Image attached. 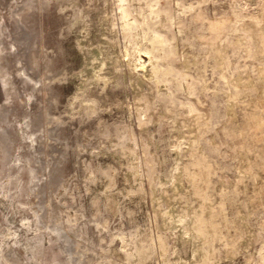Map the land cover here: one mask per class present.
I'll return each instance as SVG.
<instances>
[{"label":"rangeland","instance_id":"obj_1","mask_svg":"<svg viewBox=\"0 0 264 264\" xmlns=\"http://www.w3.org/2000/svg\"><path fill=\"white\" fill-rule=\"evenodd\" d=\"M158 1L189 70L152 83L146 117L119 0H0V264H264V0ZM168 203L206 206L203 238L166 223Z\"/></svg>","mask_w":264,"mask_h":264},{"label":"bare ground","instance_id":"obj_2","mask_svg":"<svg viewBox=\"0 0 264 264\" xmlns=\"http://www.w3.org/2000/svg\"><path fill=\"white\" fill-rule=\"evenodd\" d=\"M135 1H138V0H119V8L118 10L120 9L121 10V19L123 21V30H124V33L126 35V37L128 38L127 41H129V45H126V52L124 54L125 58H126V63H127V66L129 68V72H130V75H131V79H132V82H133V86L135 88V107L134 109L138 108L139 109H142V115L143 116H150L149 115V112L153 109H151V106L152 104L154 103V100H155V92L152 88V83L155 81L156 82V85H157V88H160L161 84L163 81H165V76L171 74L172 72H174L175 70H178L179 72H183L185 75L187 74V69H188V63L187 61H181L180 62V65H179V68H177L178 64L176 63V57L177 55L179 54V51H178V48L177 46L175 45V37L173 35H170L168 33H164L162 32V28L164 27V23L163 22H166L165 21H162V17L163 15H165V17L168 15V11L165 9L163 10L160 5H159V1L158 0H153L151 2L148 1L146 2L147 3V9H148V13L147 15L143 16V11L144 10V6H141L139 7V9L135 6ZM141 0H139L138 2H140ZM247 3V2H246ZM245 4V3H244ZM243 4V5H244ZM163 6V5H162ZM247 6H248V3H247ZM165 7V6H164ZM250 7V6H248ZM146 8V7H145ZM247 7L245 6V9ZM252 9V8H250ZM250 11V10H249ZM248 11V12H249ZM253 11V10H252ZM255 11V10H254ZM198 12V11H197ZM246 13V12H245ZM146 14V13H145ZM199 14V13H198ZM205 15V14H204ZM256 15V14H255ZM143 16V17H142ZM206 16V15H205ZM257 17V16H256ZM264 18V17H262ZM208 19V17H207ZM217 20V19H216ZM225 20V19H223ZM253 20V19H252ZM208 21H211L210 19ZM235 21V20H234ZM233 23V22H232ZM145 24H147V28H145ZM225 24V23H224ZM223 24V25H224ZM260 25V24H259ZM258 25V26H259ZM209 26V25H208ZM166 27V26H165ZM164 27V28H165ZM263 27V26H262ZM215 28V26L212 24V29ZM217 28V27H216ZM142 31H141V30ZM139 30L141 31V33L143 32V35L142 37L144 38V40H146L147 42L150 43V46L147 45V43H140L139 41H137V36L139 35ZM217 30V29H216ZM249 30V29H248ZM264 31V28L262 29ZM252 31V30H251ZM261 31V29H260ZM220 32V31H219ZM212 33V32H211ZM200 35V34H199ZM203 36V35H202ZM207 36V35H206ZM260 36V35H259ZM140 37V36H139ZM220 37V36H219ZM231 37V36H230ZM228 38V36H227ZM262 38V37H260ZM134 40H136L134 42ZM143 40V39H142ZM211 40V39H210ZM222 40V39H221ZM231 40V39H230ZM229 40V41H230ZM237 40H240L237 38ZM179 41V40H178ZM246 42V40H244ZM210 42V41H209ZM231 42V41H230ZM235 43V41H234ZM218 44V43H217ZM263 44V43H262ZM186 46V45H185ZM212 46V45H211ZM216 46V45H215ZM214 46V47H215ZM223 46V45H222ZM213 47V46H212ZM213 47V48H214ZM221 47V46H220ZM219 47V48H220ZM217 50L219 49L218 47H216ZM247 48V47H246ZM215 49V48H214ZM223 49V48H222ZM159 50H161V52H159ZM188 50V49H187ZM220 52V50H219ZM225 52V51H224ZM95 53V52H94ZM97 53V52H96ZM205 53V52H204ZM227 53V52H226ZM97 55V54H96ZM119 56V55H118ZM192 56V55H191ZM147 57V58H146ZM186 58V57H185ZM97 59V58H96ZM120 60V59H119ZM219 60V58H218ZM197 61H200L197 59ZM260 61V60H259ZM193 62V61H192ZM207 62V61H206ZM256 62V61H255ZM112 64H115L114 62H111ZM204 63V62H203ZM222 63V61L220 62ZM257 63V62H256ZM218 64V63H217ZM205 65V64H204ZM217 66V65H216ZM227 66V65H226ZM116 69H119L118 67L115 66ZM189 70V69H188ZM175 73V72H174ZM189 74V72H188ZM193 74V73H191ZM259 74L262 75L264 77V69H260L259 70ZM173 75V74H171ZM226 75V74H225ZM93 76H95V78L98 80H105L107 82V80L109 79L108 78V75H105L101 72H96ZM183 76V75H182ZM190 76V75H189ZM194 76V75H193ZM88 77V76H87ZM240 78V77H239ZM84 79V78H83ZM185 79H186V76H185ZM198 79V78H197ZM237 80V79H235ZM186 81V80H185ZM189 81V80H187ZM201 81V80H200ZM237 84L239 85V81L237 82ZM151 86V87H150ZM233 86V85H232ZM147 88H149L150 90L147 91ZM241 88V86H240ZM263 91V90H261ZM165 92V91H164ZM163 92V93H164ZM167 95V94H165ZM167 97V96H165ZM169 97V96H168ZM171 97V95H170ZM169 97V98H170ZM201 99V98H200ZM263 99V98H262ZM165 100V99H164ZM167 100V99H166ZM191 100V99H190ZM202 100V99H201ZM84 101L87 102V105H88V108L91 109V108H94L96 107V104H97V99L96 97H86L84 99ZM193 101V100H192ZM204 101V100H203ZM237 102V101H236ZM171 103V102H170ZM167 104V103H166ZM169 104V103H168ZM258 104V103H257ZM156 105V104H155ZM159 105V104H158ZM170 105V104H169ZM173 105V104H172ZM125 106V105H124ZM168 106V105H167ZM174 106V105H173ZM157 109L160 108L158 106H156ZM188 114L190 116V118L193 120V134L197 135L198 134V129H199V126L201 125L200 123V119L202 117V114L204 113H207L205 111V108L207 107L204 103H202L201 101H197V102H190L188 104ZM229 107L231 108V106L229 105ZM132 109V107H131ZM168 110V109H167ZM171 110V108L169 109ZM179 111V109H177ZM208 112L210 109H207ZM235 110V109H234ZM234 110H232V113L234 114L235 112H233ZM157 111V110H155ZM159 111V110H158ZM174 112V111H173ZM152 115L154 112H151ZM156 113V112H155ZM154 113V114H155ZM159 113V112H158ZM171 114V112H167V114ZM141 114V113H140ZM160 114V113H159ZM158 116H161V115H158ZM158 116L156 118H158ZM173 117V116H172ZM182 117V116H180ZM152 118V116H151ZM161 118V117H159ZM206 119V118H205ZM141 120V119H140ZM158 120V119H156ZM160 120V119H159ZM142 123V122H141ZM190 124V123H189ZM147 126V125H146ZM179 137V136H178ZM197 137V136H196ZM191 139V138H190ZM198 140V139H197ZM189 145H187L188 147ZM189 149V148H188ZM192 149V148H191ZM190 149V150H191ZM201 151V150H200ZM246 151V150H245ZM199 152V150H198ZM195 153V152H194ZM247 153V152H245ZM196 155V154H195ZM249 155V153L247 154ZM242 156V154H241ZM244 156V155H243ZM243 156H242V159H243ZM246 156V155H245ZM244 156V158H245ZM203 157V156H202ZM252 157V155H251ZM250 157V158H251ZM198 159V158H197ZM207 160V158H205ZM252 159V158H251ZM202 160V158H201ZM205 160V161H206ZM244 160V159H243ZM198 161V160H197ZM241 163V162H240ZM180 164V163H179ZM181 164H182V161H181ZM200 164V162H199ZM198 164V165H199ZM245 164V163H243ZM197 165V164H196ZM247 165V164H246ZM200 166V165H199ZM251 166V164H250ZM258 167V166H257ZM179 168V167H178ZM202 168V167H201ZM259 168V167H258ZM257 168V169H258ZM248 169V168H247ZM256 169V168H255ZM203 170V169H202ZM208 170V169H207ZM186 171V170H185ZM240 171H243V170H240ZM251 171L248 170L247 173ZM254 171V170H253ZM246 172V171H245ZM258 172V170H257ZM238 173H239V170H238ZM246 174V173H245ZM261 174V173H260ZM239 175L241 176L242 174L239 173ZM247 175V174H246ZM249 175V174H248ZM247 175V176H248ZM180 176V175H179ZM177 177L175 179L177 180H182L180 179V177ZM244 176V175H243ZM174 177V176H173ZM246 177V176H245ZM249 177V176H248ZM178 181V182H179ZM183 181V180H182ZM195 181V180H194ZM243 182V181H242ZM246 182H247V179H246ZM175 184V183H174ZM173 184V185H174ZM247 184V183H246ZM245 186V185H244ZM162 187V185H161ZM164 187V186H163ZM169 187V186H168ZM167 188V187H166ZM164 188V189H166ZM248 188V187H247ZM163 189V191H165ZM174 189V188H173ZM177 190V189H176ZM166 192V191H165ZM202 192V191H201ZM200 192V193H201ZM258 193V192H257ZM203 194V193H202ZM258 200V199H257ZM158 201V200H157ZM178 203V202H177ZM169 204V203H168ZM260 205V204H259ZM180 207V205H179ZM262 207V206H261ZM259 207V208H261ZM173 206H169L166 207L165 211L163 212V215L165 218L164 221H166V223L168 224H178L180 227H181V231H183L184 233H192L194 232L195 234L198 233V234H202L203 233V229H202V225H204V219L202 218V215L203 213L206 211V206H202L198 209V211L196 212H191L189 213V216L188 214L186 215H181L180 213L176 212L174 209ZM247 208V207H246ZM178 209V208H177ZM249 209V208H248ZM262 209H264L262 207ZM183 210V209H182ZM241 210V209H240ZM251 210V209H250ZM255 211L257 209H254ZM160 211V210H159ZM181 210H179L180 212ZM241 212V211H240ZM245 213V212H244ZM249 214V213H248ZM247 214V215H248ZM253 214V213H252ZM239 215V214H238ZM207 217V216H206ZM209 217V216H208ZM207 217V218H208ZM211 217V216H210ZM209 217V218H210ZM240 217V216H239ZM249 217V216H248ZM161 218V219H163ZM247 218V217H246ZM260 218V217H259ZM262 218V217H261ZM213 219H215V216L213 217ZM209 220V219H207ZM235 220V219H234ZM211 221V220H209ZM208 221V222H209ZM207 222V221H206ZM164 223V222H163ZM240 223V222H239ZM165 224V223H164ZM208 225V223H206ZM216 224V223H214ZM241 224V223H240ZM244 224V222H243ZM166 225V224H165ZM171 225V226H172ZM212 226V224H210ZM217 226L219 224H216ZM248 225V224H247ZM169 226V225H167ZM205 226V225H204ZM243 226V225H242ZM263 226V225H262ZM165 227V226H164ZM207 227V226H205ZM248 227V226H247ZM261 227V226H260ZM172 228V227H171ZM170 228V229H171ZM240 228V227H239ZM245 228V227H244ZM174 228H172L173 230ZM179 229V228H178ZM177 229V230H178ZM211 229V228H210ZM214 229V227L212 228ZM169 230V229H168ZM171 230V232L173 233V231ZM208 230V229H207ZM206 230V231H207ZM247 230V229H246ZM250 228L248 229V232H249ZM264 230V229H263ZM208 232V231H207ZM206 232V233H207ZM214 232V231H213ZM212 232V233H213ZM172 233L170 234L172 236ZM205 233V231H204ZM168 234V235H169ZM194 234V235H195ZM216 234V232H215ZM169 235V236H170ZM177 234H175L176 236ZM179 235V234H178ZM185 235V234H184ZM199 235V236H200ZM204 235V234H203ZM208 235H211L208 233ZM221 235V233H220ZM249 235V233H248ZM261 235V234H260ZM168 236V237H169ZM174 236V234H173ZM213 236V235H212ZM216 236V235H215ZM240 236V235H239ZM238 236V237H239ZM127 237V236H126ZM162 237V236H161ZM190 237V236H189ZM202 237V235L200 236ZM205 237V235H204ZM218 237V236H217ZM220 238L222 237L219 236ZM225 237V236H224ZM250 237V236H249ZM172 238V237H171ZM188 238V237H187ZM196 238V237H195ZM203 238V237H202ZM215 238V237H214ZM213 238V239H214ZM241 238V237H240ZM223 239V238H222ZM123 240V239H122ZM126 238H124V241L122 242L124 244V242L126 243ZM202 240V239H201ZM198 239V241H201ZM233 240V239H232ZM194 241V240H193ZM193 241L191 243H193ZM197 242V240H195ZM194 241V242H195ZM223 241V240H222ZM226 241V240H224ZM242 241V240H241ZM244 241V240H243ZM261 241V240H260ZM264 241V240H263ZM262 241V242H263ZM185 242H187L185 240ZM204 242V246L203 248H201L198 252L200 254V259L201 258H204L203 261H205V259L208 257H210L209 253L213 250V244L209 241H207V239L203 240ZM171 243V242H170ZM199 242H197V245H198ZM244 243V242H243ZM264 243V242H263ZM122 244V246H123ZM202 244V243H201ZM225 244L229 245L227 242L225 243L224 242V246ZM245 244V243H244ZM126 245V244H125ZM226 245V246H227ZM231 245V244H230ZM235 245V244H233ZM172 246V245H171ZM225 246V247H226ZM237 246V245H236ZM124 247V246H123ZM192 247V246H191ZM197 247V246H196ZM195 247V248H196ZM230 247V246H229ZM229 247L227 246L226 249ZM231 247H234L231 245ZM247 247V246H246ZM125 248V247H124ZM127 248V247H126ZM171 248V247H170ZM177 248V247H176ZM194 248V249H195ZM260 248V247H259ZM123 249V248H122ZM193 249V250H194ZM197 249V248H196ZM235 249V247H234ZM239 249V248H238ZM261 249V248H260ZM171 250V249H170ZM191 250V251H193ZM216 250V249H215ZM214 250V251H215ZM264 251V245L262 247V249ZM113 250H111L112 252ZM126 251V250H124ZM197 251V250H196ZM217 251V250H216ZM215 251V252H216ZM232 252V250H229ZM228 251V252H229ZM235 251H238V250H235ZM233 250V252H235ZM127 252V251H126ZM138 252V251H137ZM213 252V251H212ZM211 253L212 254V257L214 254L216 253ZM123 253V252H122ZM171 253V252H170ZM193 253V252H192ZM191 253V254H192ZM114 254V253H113ZM131 254V253H130ZM138 254V253H137ZM154 254V253H153ZM197 254V253H196ZM252 254V253H251ZM258 254V253H257ZM264 254V253H263ZM120 255V254H119ZM194 255V254H193ZM230 255V254H229ZM235 255V254H234ZM262 255V253H261ZM6 256V254H5ZM130 256V255H129ZM198 256V255H197ZM258 256V255H257ZM164 257V256H163ZM194 257V256H193ZM264 257V255H263ZM192 258V257H191ZM195 258V257H194ZM262 258V257H261ZM6 259V258H5ZM135 259V258H133ZM193 259V258H192ZM215 259V258H214ZM8 260V259H7ZM129 260V259H128ZM166 260V259H165ZM191 261V259H188ZM199 260V259H198ZM210 259L208 258V261ZM252 260V259H251ZM121 261H124L121 259ZM136 261V260H135ZM168 261V260H166ZM177 261V260H176ZM201 261V260H200ZM214 261V260H213ZM261 261V260H260ZM165 262V261H164ZM178 262V261H177ZM193 262V261H192ZM199 262V261H198ZM202 262V261H201ZM210 262V261H209ZM208 262V263H209ZM121 263V262H120ZM123 263V262H122ZM129 263V262H128ZM134 263H137V262H134ZM166 263V262H165ZM186 263V262H185ZM196 263V262H195ZM200 263V262H199ZM206 263V262H205ZM256 263V262H255ZM102 264V262H101ZM108 264V263H107ZM111 264V263H110ZM124 264V263H123ZM132 264V263H130ZM183 264V262H182ZM191 264V262H190ZM204 264V263H203Z\"/></svg>","mask_w":264,"mask_h":264}]
</instances>
